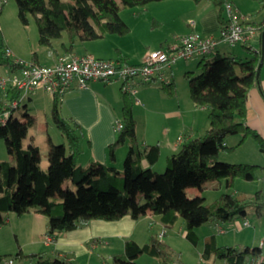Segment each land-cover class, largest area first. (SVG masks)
Segmentation results:
<instances>
[{"label": "trees", "instance_id": "obj_1", "mask_svg": "<svg viewBox=\"0 0 264 264\" xmlns=\"http://www.w3.org/2000/svg\"><path fill=\"white\" fill-rule=\"evenodd\" d=\"M158 1L163 0H121L120 3L117 0H16L18 16L24 24L33 16L40 45L55 50L56 42L62 40L57 46L65 52H73L78 43L106 35H127L130 27L121 17V9L145 7ZM210 1L217 6L224 24L225 4H234L236 0ZM255 1L261 4L264 13V0ZM256 26L262 37L264 20ZM246 48L251 53L246 59L218 52L201 58L199 63L205 70L190 79V98L195 105L208 110L209 128L204 136L187 140L180 151L169 156L163 173L154 170L160 158V146H140L132 103L126 95L123 128L109 145L111 165L78 164L82 128L74 119L62 115L58 96H53L51 114L65 143L55 144L49 139L47 168L38 160L39 147L23 145L29 121L14 117L6 125L0 124V138L14 157L13 162H0V227L6 224L8 213L21 216L37 209L47 217L46 238H56L62 232L76 230L95 220L114 222L128 215L137 220L150 211L160 216L165 228H172L182 217L185 238L197 245V228L204 224L216 223L222 227L238 218L246 220L252 204L256 217H264L260 191L252 198L222 193L209 203L201 195L189 197L187 193L189 187H201L207 181L226 179V186L233 188L236 178L258 179V165L219 161L220 152L230 149L225 145L226 139L235 134H243L242 141L252 135L264 153V139L246 125L249 93L252 88L260 87L257 72L262 58L264 61V51ZM0 66L12 72L21 68L5 49L0 55ZM163 88L171 92L173 85ZM20 95L19 90H9L0 101V111L7 100ZM125 143L129 150L120 171L113 165L117 149ZM69 180L75 189L65 186ZM142 254L154 257L159 264H181L180 255L159 234L150 235L143 245L126 239L124 251L113 255L108 264H139L137 259ZM202 257L206 264H213L209 262L211 258L224 260L226 264H264V245L219 246L216 236L211 235L205 241ZM7 258L19 264H75L65 257L53 258L39 252L25 254L21 250L15 255H0V264Z\"/></svg>", "mask_w": 264, "mask_h": 264}, {"label": "crops", "instance_id": "obj_2", "mask_svg": "<svg viewBox=\"0 0 264 264\" xmlns=\"http://www.w3.org/2000/svg\"><path fill=\"white\" fill-rule=\"evenodd\" d=\"M237 1L238 0L234 3L235 6H238ZM117 2H119V0H117ZM137 8H140L142 14H140V12L135 14L131 22H126L121 16L130 27V32L124 36L106 35L97 40L78 43L73 52H65L57 46L62 40L56 42L55 50L46 47V50L40 53L34 52L32 56L30 53L18 50L12 46L13 44L11 42H9L6 50H10L11 53L9 56L14 60L35 62L40 65H52L60 55L65 53H76L79 55L91 54L103 60H118V58H122L125 60L124 62L139 64L148 51L159 48H169L177 38L192 31L193 28L189 24L191 20H194L196 23L194 30L202 35L218 36L223 25L219 17L217 6L210 0H203L199 3L193 0H163L151 2L145 7H136L134 9ZM238 9L239 11L241 10L239 6ZM0 17L6 19V11L3 5L0 9ZM151 18L153 19V24L148 23V20ZM64 40L66 39L64 38L63 41ZM258 41H260V47L252 49L256 51L263 50L262 37L259 36ZM226 45L225 43H221L217 48V52L227 54ZM77 47L82 49L81 52L78 51ZM195 59L199 60L198 62L201 60V58H193L180 61H185L184 63L187 65ZM178 62L179 61L175 64ZM173 65L162 70V73L166 77V81L156 79L149 84H141L137 80L130 81V86L136 90L135 95L130 94L124 89L125 83L123 82H105L101 80L91 81L85 88L74 87L65 94L61 99V113L64 117L74 119L82 128L80 141L81 155L78 160L80 166L86 167L91 162L111 165L109 159V145L116 140L118 135V132L115 130V125L117 120L122 121V110L126 100L125 95L129 97L132 103V109H134L132 96L134 97L141 94V99L135 98V105L136 107L139 105L143 106V113L138 112L137 108L135 111L133 110V116L137 122V137L140 146L144 148L148 145H159L161 151L159 160L162 157L165 158L166 164L168 157L180 151L184 142L192 138L204 136L200 135L202 133L206 134L209 128L207 127V121L209 122L208 110L204 107L195 105L191 98H189L190 100L186 98L184 100L180 99L181 97H179L176 92ZM8 72L7 75L12 71L9 70ZM185 75L189 76V71L186 70ZM259 79L260 87L256 86L252 88L249 93V116L246 120V125L250 129L256 131L264 139V61ZM170 84L173 85V88L171 92H168L163 87ZM155 86L159 87L160 93L155 94L154 98L151 100L147 96V92L154 91V89H156ZM39 91L42 90L23 93L21 95L20 107H23V111L19 115L15 112V118L24 116L25 119L29 118L30 124L34 121L33 118L27 116V111L35 103V96ZM42 92L48 94L44 91ZM50 96L52 106L53 96ZM4 97H6V91L1 89L0 101ZM156 98H159V101H161L160 110L154 107V105H157V103H155ZM152 104L153 107H151ZM140 114L146 115L143 123L140 121L142 117ZM157 115L162 116L164 120L168 122V126H166L163 133H160L156 129V122L159 121ZM201 120L204 121L202 124H200L202 122ZM20 121L26 120L20 119ZM236 135L237 134H235V136H229L225 141V145L228 146L230 143L232 145L234 144L233 146H236V148L241 146L244 140L242 141L243 138ZM180 137L182 138V142H178ZM126 144L128 143L120 146L116 151V162L113 166L120 171L123 170V168L120 169L117 166L123 164V160L126 158L129 150V145L127 149L124 148ZM31 145L37 146L35 145L34 138L30 141L28 147ZM258 152L260 159L258 166H260L259 170H261V174L264 177V153L259 149ZM38 160L39 162L41 160L40 151ZM13 161L14 160L11 162ZM206 183L207 182L203 185ZM212 183L215 182L212 181ZM259 191L261 192L260 196L262 201L264 200V191L263 189ZM197 195L199 194L194 196ZM34 211H37L35 215H38L36 214L38 210L36 209ZM29 213H31V211ZM145 217L152 218L153 221H155L153 218L155 216L150 211L147 212ZM138 223L139 218L134 220L129 215L114 222L95 220L76 230L60 233L52 244H46V246L52 248L51 255L54 257H65L75 264H82L79 259L83 258L88 253H92V251H94L93 249L97 248V243H103L111 247L114 238L121 239L123 243L117 248V251H115L116 253H109L110 255L108 256L122 253L124 251L125 240L128 238L134 239L141 245L145 244L136 239L137 235H142V231L136 232L138 230ZM234 223L235 222H231L227 226H222L225 229L224 232H220L219 224L214 223L216 232L211 235L216 236L217 244L219 246H257L255 244L258 243V237H255V239L244 238L241 234L237 235L238 239L235 237L230 238L229 236H225L224 238L217 237V233L223 235L228 229L243 228V226L238 224L235 225ZM150 226L152 227V225ZM145 232L146 230H144L143 234ZM260 242L264 245V239ZM151 259L153 261L152 264H159L154 257H151ZM209 262L215 264L216 259L211 258Z\"/></svg>", "mask_w": 264, "mask_h": 264}, {"label": "rangeland", "instance_id": "obj_3", "mask_svg": "<svg viewBox=\"0 0 264 264\" xmlns=\"http://www.w3.org/2000/svg\"><path fill=\"white\" fill-rule=\"evenodd\" d=\"M119 2L121 1L119 0ZM237 5L241 8V14H243L254 26L262 22L264 13L261 11V4L258 1L238 0ZM238 6L236 7L238 8ZM3 7L6 11V19L0 17V55L3 49L6 50L9 42H11L13 44L12 46L18 50L30 53L31 56L34 52L40 53L41 51L46 50V47L40 45L39 43V31L33 16H29L28 23L24 24L18 16L16 0H6ZM140 11V8L134 9L124 7L121 9L120 14L126 22H131L134 15L138 14ZM141 12L140 14H142ZM152 20V18L149 19L148 23L153 24ZM259 47L260 41L257 40L252 43V48L255 49ZM225 48L227 49V54H232L244 59L251 56L249 50L241 44L232 46L226 45ZM81 50L82 49L79 47L78 51L81 52ZM198 61L199 60L195 59L186 65V63H184L185 61L179 60V62L172 67L174 79L176 81V92L179 97H181V100L190 98V79L197 77L205 70L204 65L200 64ZM186 70L189 71V76L185 75ZM8 71L9 70L6 66H0V75H7L9 73ZM118 82L121 83V81ZM155 87L156 89H154V91L147 92V96L151 100L154 98L155 94L160 93V89H158L159 87ZM1 89L2 88L0 87V92ZM132 98L134 101L133 110L135 111L137 108L138 112L143 113V106L139 105L136 107L135 105V98L141 99V94L134 97L132 96ZM35 99V103L27 111V116L33 118L34 121L32 122L31 120L32 123L29 125L27 137L23 139V145L27 148L30 141L34 138L35 145H37L40 149V163L43 168H46L49 165V138H51L55 144L65 143V139L61 131L54 124L52 118L50 108L51 96L39 91L36 94ZM159 100V98L155 99V103H157V105H154V107L157 110L161 109V101ZM151 107H153V104ZM22 108L23 107H20L16 110L17 115L23 111ZM157 116L159 117V121L156 122V129L160 133H163L166 126H168V122H166L162 116ZM145 117L146 115H142L140 118L142 123ZM16 119L19 121L20 119L29 121V118L25 119L24 116L16 117ZM201 121L202 122L200 124L204 122L203 120ZM207 125V127H209L208 121ZM200 135L205 134L202 133ZM236 136H240V138L244 137L243 134H237ZM233 145L229 143L228 146L230 149L222 150L220 152L219 161H228L229 163H247L252 165H258L260 163L258 152L259 145L252 135H247L241 146L236 148V146ZM124 148L127 149L128 144H126ZM12 160H14V157L8 152L5 140L0 138V162ZM117 167L122 169L123 164L121 166L118 165ZM166 168V159L163 157L154 166V170L158 173H163ZM257 174L259 178L254 181L236 178L233 188H228L226 186V179L213 181L215 183L207 181V183L202 187H189L187 190L188 196L192 197L196 194L202 195L206 198L207 203L213 201L222 193H234L236 195L252 198L260 189H263L264 191V177L261 174V170L258 169ZM65 186L75 189L74 184L70 180L65 183ZM34 210L36 209L31 210V213H25L21 216L14 213H9L6 216V224L0 227V255H15L21 250L25 254L39 252L54 258V256L51 255L52 248L46 246L47 238L45 236V232L47 228V217L39 211L36 213L38 215H35V212L37 211ZM248 212L249 216L246 219L249 222L248 226L242 225L245 219L238 218L234 221V224L241 225L243 228L228 229L223 235L217 233V237L224 238L225 236H229L230 238L235 237L238 239L237 235L240 234L244 238L255 239V237H258V243L255 245H262L260 241L264 239V217H256L254 204L249 207ZM153 218L155 221H153L152 218H147L145 216H141L139 218V223L137 225L138 230L136 232L142 231V235L136 236L138 241L147 243L150 235L165 232V235L161 237V240L168 243L180 255L181 264H206V261L202 257V253L206 239L209 235L215 234L216 232L214 223H207L197 228L198 243L197 245H193L184 236L185 221L182 217L179 218L178 222L172 228H165L160 220V216L156 215ZM150 225H152V227ZM144 230H146V232L143 234ZM113 240L114 241L111 247L103 243H97V248L93 249L94 251H92V253H88L83 258H80L79 261H81L82 264H108L112 261V256H108L110 255L109 253H116L115 251H117V248L123 243L121 239L118 238H114ZM137 261L139 264H152L153 262L151 257L147 254L140 255ZM15 264L19 263L15 261ZM215 264H226V262L224 260L217 259Z\"/></svg>", "mask_w": 264, "mask_h": 264}, {"label": "built area", "instance_id": "obj_4", "mask_svg": "<svg viewBox=\"0 0 264 264\" xmlns=\"http://www.w3.org/2000/svg\"><path fill=\"white\" fill-rule=\"evenodd\" d=\"M5 2L6 0H1L0 9ZM225 14L226 22L222 25L218 36L200 34L194 30L196 23L191 20L189 24L193 28L192 31L177 38L169 48L148 51L139 64H130L120 60H103L91 54L76 53L60 55L52 65L15 60L21 68L7 76H0V87L6 91V96L7 92L12 89L21 91V95L42 90L62 99L74 87L85 88L89 82L94 80L121 81L125 83L124 89L135 95L136 90L130 86V81L137 80L141 84H149L156 79L166 81L162 73L164 68L172 66L179 60L212 56L217 52L221 43L230 46L241 44L252 49V43L259 39L257 27L250 23L231 2L225 4ZM6 53L10 55L11 52L6 50ZM21 95L19 98L5 102L0 111L1 125H6L10 119L14 118L16 110L21 105ZM122 128V121L117 120L115 130L119 132ZM178 142H182L181 137ZM248 225L249 222L245 220L243 226ZM224 230L219 226L220 232ZM164 234L165 232H161L159 236L162 237ZM54 240V237H47L46 244L50 245ZM4 264H15V261L7 258Z\"/></svg>", "mask_w": 264, "mask_h": 264}, {"label": "water", "instance_id": "obj_5", "mask_svg": "<svg viewBox=\"0 0 264 264\" xmlns=\"http://www.w3.org/2000/svg\"><path fill=\"white\" fill-rule=\"evenodd\" d=\"M262 39H263V51H264V33L262 35ZM262 65H263V58H262L261 62L259 63V66H258V72H257L258 79L260 78Z\"/></svg>", "mask_w": 264, "mask_h": 264}]
</instances>
